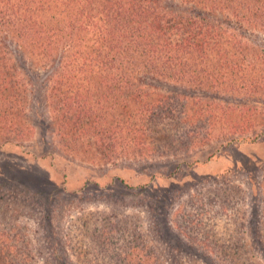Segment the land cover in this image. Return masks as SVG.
I'll list each match as a JSON object with an SVG mask.
<instances>
[{
	"label": "rangeland",
	"instance_id": "374dc122",
	"mask_svg": "<svg viewBox=\"0 0 264 264\" xmlns=\"http://www.w3.org/2000/svg\"><path fill=\"white\" fill-rule=\"evenodd\" d=\"M250 35L264 52V33ZM5 45L31 94L28 139L0 146V264H264V94H212L229 110L253 109L242 131L230 126L235 113H218V125L186 128L200 141L186 152L181 103H171L176 119L156 122L150 159L91 163L56 145L45 71L10 38ZM149 84L163 95L212 97Z\"/></svg>",
	"mask_w": 264,
	"mask_h": 264
},
{
	"label": "trees",
	"instance_id": "16d2710c",
	"mask_svg": "<svg viewBox=\"0 0 264 264\" xmlns=\"http://www.w3.org/2000/svg\"><path fill=\"white\" fill-rule=\"evenodd\" d=\"M252 33H264V0H0V146L30 134V83L18 78L8 38L46 73L56 145L106 165L150 159L156 122L176 119L171 103H181L186 152L200 142L186 128L218 125V113H235L237 131L253 124L252 108L212 96L264 94ZM156 78L212 97L155 93Z\"/></svg>",
	"mask_w": 264,
	"mask_h": 264
}]
</instances>
